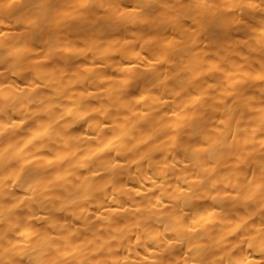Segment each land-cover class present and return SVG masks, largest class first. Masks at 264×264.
<instances>
[{"label": "bare ground", "instance_id": "bare-ground-1", "mask_svg": "<svg viewBox=\"0 0 264 264\" xmlns=\"http://www.w3.org/2000/svg\"><path fill=\"white\" fill-rule=\"evenodd\" d=\"M0 264H264V0H0Z\"/></svg>", "mask_w": 264, "mask_h": 264}]
</instances>
